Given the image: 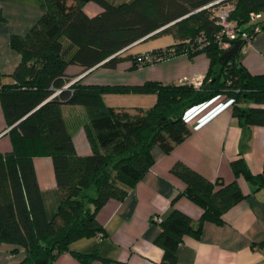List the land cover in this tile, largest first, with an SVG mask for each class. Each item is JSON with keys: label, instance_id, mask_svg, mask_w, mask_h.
Instances as JSON below:
<instances>
[{"label": "trees", "instance_id": "trees-1", "mask_svg": "<svg viewBox=\"0 0 264 264\" xmlns=\"http://www.w3.org/2000/svg\"><path fill=\"white\" fill-rule=\"evenodd\" d=\"M44 0L45 9L23 35L12 34L10 46L20 54L10 83L0 82V102L9 126L11 147L0 152V244L21 246L18 264H55L58 254L79 238L104 233L97 212L110 199L122 200L151 168L152 148L169 153L190 133L185 112L226 94L239 126L264 125V73L249 72L239 59L245 37L264 29V0ZM100 10L89 15L87 3ZM231 7L242 43L237 53L220 58L224 50L214 35L219 24L214 9ZM260 13V16L253 15ZM170 34L172 44L122 55L130 44ZM202 35L204 41L196 43ZM233 42V41H232ZM231 42V45H232ZM230 45V47H231ZM204 53L208 68L198 85L146 81L140 85L85 84L71 80L68 66L81 70L96 65L115 68L130 60L131 68L176 55L192 58ZM142 54H148L144 61ZM160 57V59H158ZM69 84L63 88L64 85ZM60 89L58 93H53ZM155 93L147 107L107 105L105 93ZM47 99V100H46ZM82 105L83 129L91 152L78 154L62 115V104ZM51 158L58 205L49 218L33 164L34 157ZM233 175L243 176L255 188L264 187V163L253 173L239 155L230 161ZM170 173L182 184L171 199V210L158 221L155 243L162 249L161 264H176V248L188 234L198 236L204 222H223L224 213L245 195L236 180H209L177 161ZM187 197L202 212L193 219L174 207ZM161 218V217H160ZM264 244V243H262ZM80 264H133L102 257L97 250L71 251Z\"/></svg>", "mask_w": 264, "mask_h": 264}, {"label": "crops", "instance_id": "crops-1", "mask_svg": "<svg viewBox=\"0 0 264 264\" xmlns=\"http://www.w3.org/2000/svg\"><path fill=\"white\" fill-rule=\"evenodd\" d=\"M45 9L44 0H0V82L13 81L11 73L20 62V54L10 46L12 34H25ZM100 10L95 3H87L85 11L93 15ZM264 18V11L262 12ZM175 41L170 34L163 39L138 40L123 49L122 55L136 54L163 47ZM239 59L253 74L264 73V29L257 31L250 44L241 51ZM209 60L204 53L189 58L176 55L169 59L131 68L130 60H123L115 68L96 65L81 70L68 66L72 74L69 83L79 79L85 84L140 85L146 81L179 83L184 79L200 83ZM112 96V97H110ZM107 105L132 109L147 108L155 93H105ZM108 98H117L111 99ZM62 115L71 133L78 154L91 152L83 122L87 120L82 105L62 104ZM189 135L169 152L158 146L152 148L153 165L127 192L122 200L110 199L97 212L104 233L72 241L69 250L57 255L55 264H80L71 251L97 250L102 257L129 261L133 264H161L162 249L155 243L160 232L153 217L165 218L171 210V199L182 184L170 173L177 161L192 167L209 180H236L245 197L230 207L223 222L206 221L198 236L188 234L176 248V264H264V187L255 188L243 176H234L230 161L241 156L253 173H259L264 163V125L239 126L232 116V104L226 94L190 108L185 112ZM0 102V152L11 144ZM33 164L46 214L51 218L58 205L51 158H33ZM174 207L193 219L201 215V208L187 197H179ZM21 246L0 244V264H18L24 258ZM91 264H103L99 260Z\"/></svg>", "mask_w": 264, "mask_h": 264}, {"label": "built area", "instance_id": "built-area-1", "mask_svg": "<svg viewBox=\"0 0 264 264\" xmlns=\"http://www.w3.org/2000/svg\"><path fill=\"white\" fill-rule=\"evenodd\" d=\"M219 0H216L212 3H209L205 6H210L216 2H218ZM231 10L230 5L228 4H219L215 9H214V15L216 17V21L218 22L220 28L219 31L214 35V37L216 38V40L219 41L220 45L222 48H229L231 45V42L236 40V36H237V25L236 22L232 19H229V12ZM254 17L260 16V13H257L255 15H253ZM245 43L244 45H242L241 47V51H244L247 46L250 44L252 37H245ZM196 43H201L204 41V38L202 35H199L196 39H195ZM202 41V42H201ZM142 57H144V61L149 60L150 56L148 54H142ZM160 59V57L158 58ZM195 85H198L199 83H195L193 82ZM69 84H66L63 86V88L67 87ZM60 91V89H57L53 95H55L56 93H58ZM153 219L158 222L161 220V218L159 216H154ZM262 252L264 254V245H262L261 247Z\"/></svg>", "mask_w": 264, "mask_h": 264}, {"label": "water", "instance_id": "water-1", "mask_svg": "<svg viewBox=\"0 0 264 264\" xmlns=\"http://www.w3.org/2000/svg\"><path fill=\"white\" fill-rule=\"evenodd\" d=\"M241 43H242L241 39L234 40L232 42L231 47H229L228 49L224 50L223 53L220 55V58L226 59V58H228L230 56H234L237 53L239 47L241 46Z\"/></svg>", "mask_w": 264, "mask_h": 264}, {"label": "rangeland", "instance_id": "rangeland-1", "mask_svg": "<svg viewBox=\"0 0 264 264\" xmlns=\"http://www.w3.org/2000/svg\"><path fill=\"white\" fill-rule=\"evenodd\" d=\"M164 36H165V35H163V36H159V37H157V38H155V39H163V38H164ZM114 94H115V93H113V95H114ZM110 97H112V96H110ZM108 99H109V100H111V99L113 100V99H117V98H108ZM130 110H132V111H133V110H134V108H132V109H130ZM85 111H86V109H85Z\"/></svg>", "mask_w": 264, "mask_h": 264}]
</instances>
